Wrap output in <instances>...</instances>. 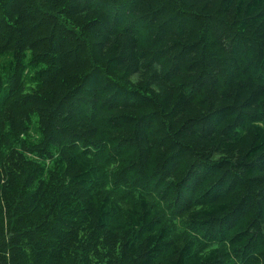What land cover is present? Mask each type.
<instances>
[{
	"label": "trees",
	"instance_id": "1",
	"mask_svg": "<svg viewBox=\"0 0 264 264\" xmlns=\"http://www.w3.org/2000/svg\"><path fill=\"white\" fill-rule=\"evenodd\" d=\"M0 264H264V0H0Z\"/></svg>",
	"mask_w": 264,
	"mask_h": 264
}]
</instances>
